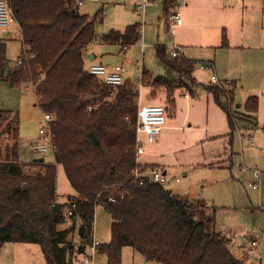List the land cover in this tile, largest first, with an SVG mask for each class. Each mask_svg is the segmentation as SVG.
<instances>
[{
	"label": "trees",
	"instance_id": "trees-1",
	"mask_svg": "<svg viewBox=\"0 0 264 264\" xmlns=\"http://www.w3.org/2000/svg\"><path fill=\"white\" fill-rule=\"evenodd\" d=\"M7 4L20 28L26 59L7 68L6 43L0 35V81L20 88L32 80L36 104L52 117L54 162L22 163L18 118L0 110V140L13 139L0 147V245L35 244L44 264H80L85 233L93 227L96 207L102 206L111 219L110 239L100 243L97 253L105 255L106 264H122L124 247L160 264H241L227 239L215 231L214 211L203 200L192 201L163 184L133 178L134 168H142L136 162L138 91L133 82L105 85L87 72L84 49L94 40L96 17L81 14L77 0ZM162 4L165 14L175 7L174 0ZM139 30V24L122 33L110 30L101 41L131 46L140 41ZM155 53L177 78L142 70L140 83L153 91L163 89L167 112L176 89L191 92L198 82L191 75L193 63L181 54L172 55L164 46H157ZM202 87L226 113L232 133L230 93L222 85ZM256 109L257 97L251 96L244 110ZM58 164L75 194L67 196L76 205L69 218L61 207L52 206ZM67 221L69 225L60 228ZM77 222L79 243L74 241Z\"/></svg>",
	"mask_w": 264,
	"mask_h": 264
},
{
	"label": "crops",
	"instance_id": "crops-1",
	"mask_svg": "<svg viewBox=\"0 0 264 264\" xmlns=\"http://www.w3.org/2000/svg\"><path fill=\"white\" fill-rule=\"evenodd\" d=\"M129 1L135 6V11L141 10L140 13L144 19L148 12L156 14L159 21L161 16L165 17L170 21V24L169 17L171 18L173 13L178 12L181 18L180 24L167 26L168 33L165 35L159 29L160 23H158L154 28V32H157V43L155 44L154 38L149 36V33L147 35V30H144L145 27L141 29V22L132 23L134 21H131L130 25H140L141 38L139 42L143 49L149 46H153L154 50L157 46H164L168 50L174 47L178 48L180 54L193 64L203 62L209 65L205 67L210 72L207 84H214L211 81V76L215 75L219 85L223 86L225 92L230 93L233 106L232 121L235 127L232 133L228 117L215 103L213 95L204 87H201L202 89H195V87L191 92L182 88L174 91L173 109L176 108L175 95L178 92L185 102L184 116L176 115L173 123L166 121L161 132L151 143L147 142L145 134L141 133L138 136L142 146L136 162L140 167L150 170L161 169L166 175L169 168L174 171L179 170L184 176L183 184L176 187L177 193H173L192 201L203 200L209 210L211 203L203 197L188 198L179 192L190 193L191 183L197 184L200 191L205 184L213 185L224 182L226 186L232 188L234 185H240L244 181L241 178L244 175L241 174L240 168L242 164H245L244 148L255 149L256 146L264 145V0H174L175 7L167 14L164 13L162 0L160 7L157 0L154 4L146 5L143 8L140 7L141 0ZM153 7H155L153 10H148ZM13 24L18 32L19 27L16 21ZM170 28L171 32L169 33ZM112 30L118 33L124 31ZM160 35L165 41H160ZM5 38L10 39L9 34L6 33ZM224 41L225 45L222 44ZM127 49L128 46H125L121 50ZM88 55L87 66L95 63L104 64L96 60L95 54L88 53ZM124 55L126 57V53ZM107 66L112 67V65ZM165 71L168 73L171 70L166 67ZM149 72L151 73V71ZM192 77L196 81L193 75ZM176 78L170 79L176 80ZM141 88H145L147 93L146 98H143L139 92L138 106L149 105L148 103L152 101H160L164 102L163 105L165 104V94L162 100L161 96L159 99L152 100L149 98L150 88L146 86ZM251 96L257 97V109L253 113H247L244 110V104ZM242 109L243 111H241ZM245 137L248 138V143L243 141ZM180 155L182 156L180 157ZM57 166L62 168L59 164ZM245 166L247 165L245 164ZM249 168L259 169L261 187L260 190H252L248 184L245 186H247V190L260 193L259 206L264 207V171L256 165L249 166ZM195 169L210 171L195 175ZM248 174L250 182L252 178L251 174ZM172 175L177 176L175 173ZM168 180L171 179L168 177ZM185 180L190 184L187 188ZM180 182L178 177H174V183ZM74 195L73 191L71 196ZM213 226L215 228V221ZM243 240L246 238L243 237ZM100 243L105 242L100 241ZM251 244L257 245V241L252 240ZM97 255L98 253L95 258ZM103 255L98 256L97 262L94 258V264H106V257Z\"/></svg>",
	"mask_w": 264,
	"mask_h": 264
},
{
	"label": "rangeland",
	"instance_id": "rangeland-1",
	"mask_svg": "<svg viewBox=\"0 0 264 264\" xmlns=\"http://www.w3.org/2000/svg\"><path fill=\"white\" fill-rule=\"evenodd\" d=\"M141 2L143 1L141 0ZM157 4L160 7L161 0H158ZM134 8L135 6H133L129 0L85 1L78 6V11L81 14L88 15L90 19L94 16L96 17L94 23L95 37L84 49V60L88 62V53H93L96 55L97 61H101L106 65L124 66V80L126 78L128 79L125 80V82L130 81L134 83L139 79L142 70L151 71L154 75H162L169 79L173 77L176 78L177 75L174 72L169 71L167 73L165 71L166 66L156 56L153 46L143 49L141 47V42H138L128 46V49L123 51L121 50L122 46L118 43H102L101 38L103 35H106L112 29L123 31L125 26L131 23V21H134L132 23L141 22V29L145 27L144 30H147V35L149 33V36L154 38V44L157 43V32H154V28H156L158 23H160L159 29L162 30V34L165 35L168 33L167 26L170 27L171 24L165 17L161 16L159 21L157 20L158 16H156V14L148 12L144 19L140 13L141 10L135 11ZM154 8L155 7L149 8L148 10H153ZM160 15L161 12L159 16ZM169 19L171 20L170 17ZM170 32L171 28L169 29V33ZM6 33L9 34L10 39L5 38ZM0 35L6 43L7 68H11L22 53V44L17 38V30L13 23L6 28L0 27ZM159 39L160 41H165L161 35ZM124 53H126V57ZM135 61L136 64H134ZM201 63L203 62H198V64L195 63L193 64L194 68L192 67L194 71L192 69L193 74H191L198 82L195 89L201 88L202 84H207L209 81L210 72L208 68L201 67ZM150 90L149 98L152 100L159 99L160 96L162 100V97H164L162 88L155 89L154 91L150 88ZM146 93V89L141 88L140 94L143 98H146ZM175 99L176 108L173 109V106H171V108L167 109V112L165 111V123L166 121L167 123H173L176 115L181 117L184 116L186 112L185 102L178 92L175 95ZM150 103L148 104L163 105L164 102L152 101ZM0 110L10 113L11 117L17 116L18 118V123L15 124V127L18 131V155L21 162L31 163L40 158H43L45 162H54L52 151L39 152L35 149V145L46 143L38 132L40 128L45 126V121L43 112L36 104L35 97L31 89L27 87V83H22L20 88H14L6 81H0ZM241 111H243V109ZM174 112L175 114H173ZM6 138H8V140ZM6 138L5 140H0L1 148H3L7 142H13L10 136ZM243 141L248 143V138H243ZM261 149H263V151H260ZM181 156L182 155H180V157ZM244 158L248 168L249 166L254 167L256 165L264 171V145L256 146L255 149L244 148ZM167 170V176L171 180H168L165 187L177 193V188L183 184L184 176L179 170L174 171L171 168ZM206 171L210 170L197 169L195 175ZM174 173L177 174V176L172 175ZM241 174H244V176ZM241 174V178L244 179V181L240 183V185H234V188L226 186L224 182H219L213 185L205 184L204 188L200 191L197 188V184L191 183L190 193L185 194L182 191L179 193L188 198L201 196L211 203L209 211H214L215 231L227 239L230 252L241 264H264V207L259 206L260 193H258V191L247 190V186H245L249 182L248 172ZM174 177H178L181 182L174 183ZM186 182L187 180H185V184ZM187 185L186 188L189 187V182H187ZM55 189V194L59 201L64 200L67 196H71L73 192V189L65 177L63 168L58 166H56ZM68 222L69 221L61 225L60 228L67 227L69 225ZM110 225L111 219L109 215L104 211L102 206H97L95 209L93 230L94 236L99 242H107L109 240ZM78 228L79 222L76 223L74 229V241L79 243ZM243 237H245L246 240H243ZM252 240L257 241V245H252ZM99 255L101 254H98L95 258L96 262L98 261L97 258ZM0 264H44V258L40 248L35 244L5 243L0 245ZM122 264L159 263L147 262L139 253L126 247L122 249Z\"/></svg>",
	"mask_w": 264,
	"mask_h": 264
},
{
	"label": "built area",
	"instance_id": "built-area-1",
	"mask_svg": "<svg viewBox=\"0 0 264 264\" xmlns=\"http://www.w3.org/2000/svg\"><path fill=\"white\" fill-rule=\"evenodd\" d=\"M85 1H98V0H77V5L83 4ZM157 0H144L140 5L143 8L146 5H152ZM8 0H0V27H8L11 23L15 22L11 11L8 8ZM181 18L178 12H175L171 16V26L175 24H180ZM19 27V26H18ZM141 30H139L140 32ZM141 33V32H140ZM17 38L23 44V38L21 31L17 32ZM22 53L15 62V66H21L26 59L24 47L22 48ZM172 55L180 54L178 48L174 47L170 49ZM201 67H208L207 63H201ZM87 72L90 75H93L101 80L105 85L120 86L125 83L124 80V68L122 65L107 66L101 63L90 64L87 66ZM211 81L214 84L219 85V82L215 75L211 76ZM27 87L31 89L32 94L35 97L37 102V96L35 94V87L31 81H27ZM134 89L138 91L141 90L140 77L135 82ZM90 110V108H88ZM43 118L45 121V126L39 129V135L44 138L46 143L35 145V149L39 152H47L54 150V145L52 141V130H51V120L52 117L48 113H43ZM165 124V108L162 105H139L137 109V122H136V158L141 150V142L138 140L139 134L143 133L146 136L148 143L154 141L155 137L161 132ZM253 144V143H251ZM57 166V165H56ZM241 173L248 172L251 174L252 180L248 183V187L252 190H260L261 187V174L257 168H248L245 165H241ZM133 178L136 180L148 179L155 183L165 185L168 182V176L161 169H143L135 167L133 172ZM244 175V174H243ZM52 206L61 207L62 214L65 218L71 217L73 212H75L76 205L74 198H65L62 201H59L56 194L52 199ZM255 244V243H253ZM100 245V242L94 236L93 227L85 233V245L81 250L80 255V264H94V258L97 253V247Z\"/></svg>",
	"mask_w": 264,
	"mask_h": 264
},
{
	"label": "water",
	"instance_id": "water-1",
	"mask_svg": "<svg viewBox=\"0 0 264 264\" xmlns=\"http://www.w3.org/2000/svg\"><path fill=\"white\" fill-rule=\"evenodd\" d=\"M39 161H43L42 158Z\"/></svg>",
	"mask_w": 264,
	"mask_h": 264
}]
</instances>
